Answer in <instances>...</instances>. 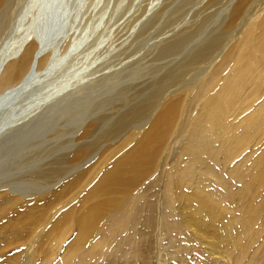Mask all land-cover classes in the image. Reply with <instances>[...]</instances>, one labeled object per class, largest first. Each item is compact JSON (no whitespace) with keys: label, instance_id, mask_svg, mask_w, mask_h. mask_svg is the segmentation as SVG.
<instances>
[{"label":"bare ground","instance_id":"bare-ground-1","mask_svg":"<svg viewBox=\"0 0 264 264\" xmlns=\"http://www.w3.org/2000/svg\"><path fill=\"white\" fill-rule=\"evenodd\" d=\"M65 9V27L57 28L62 18L46 0H0V151L27 139L1 156L0 217L22 200L59 196L46 205L57 217L80 201L89 184L85 199L105 197L103 204L112 205L120 188L126 194L140 185L176 131H182L176 144L183 156L212 170L206 158L214 141L226 136L227 118L242 90H259L264 83V0H65ZM155 27L163 32L151 34ZM149 56L161 62L155 76L138 88L129 86L146 79L142 68ZM229 63L220 85L216 78ZM191 93L205 100L186 128L181 112L186 101L176 105L175 99ZM228 125L229 136H237ZM37 130L46 133L40 132L41 144L31 147L39 137L28 141L29 134ZM257 130V120H251L244 135ZM125 136L134 139L131 145L126 143L98 169H88ZM54 140L53 148L44 147ZM87 153L93 155L84 162ZM13 168L18 180L11 179ZM170 175L165 176L168 205L177 217L184 206V214L201 228L220 225L223 213L215 202L184 192L173 196L190 175L188 169L177 178ZM70 187L76 192L62 195ZM25 214L26 221L32 214ZM89 225L83 219L78 226L85 244L94 236ZM217 228L230 237L235 225ZM15 236L0 227V256L8 251L6 239ZM99 246L100 241L92 245L93 252ZM93 255L90 246L84 264Z\"/></svg>","mask_w":264,"mask_h":264},{"label":"rangeland","instance_id":"rangeland-1","mask_svg":"<svg viewBox=\"0 0 264 264\" xmlns=\"http://www.w3.org/2000/svg\"><path fill=\"white\" fill-rule=\"evenodd\" d=\"M123 11H128V8ZM161 29L155 27L151 34H157ZM149 57L145 68H142L146 79L137 80L129 86L138 88L143 86L140 83L155 76L153 73L161 62ZM231 66L229 63L217 76L216 82L220 81V85ZM219 88L217 86L216 90ZM34 92H30L27 97ZM183 95L182 99L176 98L175 103L177 105L183 99L186 101L181 112L182 121H186L187 128L191 126L205 97L197 100L194 93L185 98ZM263 117L264 83H261L259 90L243 89L232 107L226 122V136L214 141L206 158L207 164L213 167L212 170H206L205 165H198L190 157L183 156L179 144H176L182 138V131H176L167 141L162 154L149 167L150 171L145 173L146 178L140 180V185L126 194L124 187L120 188L121 193L113 196L115 202L112 205L103 204L105 197L93 195L85 199L93 184L87 186L89 188L84 191L80 201L73 202L67 209H61L57 217L46 205L57 202L59 196L22 200L11 207L9 213L0 217V227L5 226L17 233L14 239H6L8 244L3 247L8 251L0 256V264H84L83 257L90 246L92 254H97L93 255L89 264H264V164L261 168H253L258 167V162L262 164L264 161ZM251 120H257L258 130L252 136H245L244 128ZM228 124L235 127L237 136H229L232 127ZM40 132L46 133L45 130H37L34 134H29L28 141L39 137L29 146L41 144L44 136L40 137ZM25 140L27 139L23 137L12 142L7 149L1 148L0 159ZM133 141L134 139L125 136L120 142L109 146L88 169H98L107 158L118 153L126 143L131 145ZM54 145L55 140L44 147L50 149ZM127 148L112 160L120 158ZM92 155L87 153L83 158L84 162ZM183 168H187L190 175L184 179L180 189H174L173 196L184 192L187 196L202 195L215 202L223 213L220 225L203 229L184 214L187 211L184 206L178 210L179 215H182L177 217L173 207L168 205L170 194L165 176L170 173V176L177 178ZM11 176L14 180L21 178L15 168L11 170ZM73 192L76 191L70 187L62 195ZM72 207L74 210L68 213ZM25 212L32 214L26 221ZM65 212L67 213L56 223ZM21 218L23 221L18 222ZM184 218L189 219L186 221ZM83 219L90 223L91 233L94 235L87 244L78 228ZM171 223L173 230L169 237L168 228ZM227 224L235 225V228L230 237H223L217 226ZM160 229L165 233L164 240L160 237ZM35 238L38 242L33 246ZM99 241V249L93 252L92 245ZM84 249L86 251L82 256ZM99 257L101 258L98 259Z\"/></svg>","mask_w":264,"mask_h":264}]
</instances>
